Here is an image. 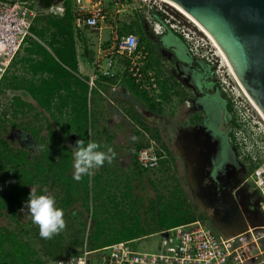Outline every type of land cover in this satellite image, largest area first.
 Listing matches in <instances>:
<instances>
[{
    "label": "trees",
    "instance_id": "16d2710c",
    "mask_svg": "<svg viewBox=\"0 0 264 264\" xmlns=\"http://www.w3.org/2000/svg\"><path fill=\"white\" fill-rule=\"evenodd\" d=\"M22 1L26 2L30 9L39 13L31 26V32L42 41H45L48 35L50 40L47 41V43L51 48L52 53L42 45L40 41L33 37H27L12 65L16 63H20L21 66L26 64L31 70L33 76H39V78L27 82L23 76H13L9 79L7 78L9 83L6 84V87L9 89H25L37 102L40 109L49 113L51 119L61 131V135L69 136L72 133H75L76 135H79L80 140L86 144L89 142L90 135H92L94 129V115L92 108L90 107L88 94L90 92L91 95H94L97 93V90L95 88L90 89L89 84L83 81V79L87 81H89V79H82L74 74L78 73V53L76 46L77 32L74 28L71 0ZM58 3H63L65 6L63 15L54 12L42 14L40 11V9L50 11L51 8ZM173 11L177 17L183 18L182 14L175 10ZM154 14L160 19L159 13L154 12ZM43 19H45L47 25H43L40 28L39 22ZM136 25L140 30L142 29L140 24L136 23ZM8 72L9 71H7L6 75ZM6 75L2 83L5 82ZM25 81L26 84H24ZM107 82L111 83L113 80L110 78ZM2 83L0 84V93L4 91ZM15 106L16 107L13 109L15 114L24 112L23 109L25 103L22 98L16 97ZM29 109L37 111L35 113L36 117L40 115L42 111H38L35 107ZM0 114L1 131L5 133L8 131L5 121L8 120V118L5 117L4 111L3 114L1 112ZM12 125L16 124L12 122ZM48 126L50 127L51 134L58 133L57 130L51 129L52 127L50 123H48ZM30 127H33L32 129L30 128V130L34 139L39 142L41 126L33 124L30 125ZM146 130L151 134L150 139L157 142L158 150L162 149L168 157L167 159L162 160L161 167L157 170H164L167 167H173L176 171L178 166L177 161L169 151L166 142L163 141L159 132L155 131L152 133L150 129ZM61 138L62 137L59 136V139ZM150 139L149 142L138 146L137 150L149 146ZM45 151H42L43 154H45ZM43 158L46 160V157ZM43 158L41 156H36L35 161L33 163L30 162L26 150L11 147L8 140L0 134V217L6 214L9 218L12 217L17 219V213L19 211L27 210V208H24V205L28 200L32 189L41 184L49 185L51 182L54 183V187H57L58 185L63 187V193H65V195L60 198V205L64 209H67L80 201L82 206L87 212H89L88 203L90 197L97 199L99 205L105 207L119 202H116L114 198L112 199L111 195L108 196L105 188L101 186L102 175L96 177L85 175L81 180L76 181L70 173V158H62L58 163V166L56 162V153L50 155L48 162L46 161L44 163ZM257 167L258 165L255 166V168ZM157 170H143L139 166L136 157V169L134 175L141 177L146 175L147 172ZM174 178L176 179V187L172 193V198L179 200L174 209L180 211L178 204L179 202H182L181 208H184L187 214L176 218L171 226L160 227L158 232L178 225L202 221V218L198 216L197 206L189 199L181 186L179 178L177 176ZM124 186L127 190L126 194H123L124 199L131 200L135 198L132 194L133 191L130 179L126 181ZM44 191L45 188L40 187L35 192L39 195ZM163 198V195L158 194V199H160V201ZM5 210L6 212L4 213ZM103 211L107 212V209H104ZM81 213L82 212L78 211L77 208H73L70 214L75 220H77L76 222L81 224V227L85 229L87 224L83 218H80L79 215H81ZM16 221L19 224L21 223L20 220ZM11 228L0 224V264L43 263L44 260L41 259L38 251L26 240H23V234H29L28 230L17 232L15 228ZM151 232L152 231L146 234H151ZM141 235L143 234L134 233L124 238L119 237V239L112 241L106 240L96 248H92V250L120 241L134 240L141 237ZM77 245H82V243L77 242ZM77 245L73 246L74 250L69 252L70 254H67L66 257L80 252L78 249H82V247L78 248ZM48 253L52 254L51 251ZM53 258L59 259L64 258V256L63 253L55 251Z\"/></svg>",
    "mask_w": 264,
    "mask_h": 264
},
{
    "label": "built area",
    "instance_id": "2783aa9c",
    "mask_svg": "<svg viewBox=\"0 0 264 264\" xmlns=\"http://www.w3.org/2000/svg\"><path fill=\"white\" fill-rule=\"evenodd\" d=\"M122 3L123 0H115ZM149 13L145 15L157 34L171 30L186 42L190 54L202 58L214 70L221 91L226 94L235 120L232 138L243 150L244 143L264 142V119L249 101L235 80L230 68L222 69L218 54L210 53L208 42L182 20L176 18L163 6H156L142 0ZM161 1V0H160ZM104 0H76L74 25L76 28L102 30L106 13L102 8ZM89 4L94 8L90 9ZM155 15L158 19H154ZM36 11L22 0H0V84L27 37H32L31 26ZM201 40L204 42L202 43ZM97 67L103 77L114 79L127 76L137 88L154 97L160 94L159 78L149 67V51L141 46L140 39L133 33L121 35L117 28L111 31L107 46L100 45ZM102 64V65H101ZM120 76V77H121ZM94 86V78L90 81ZM156 98V97H155ZM159 100V99H157ZM1 112V111H0ZM263 128V129H262ZM150 139V138H149ZM139 166L143 170H157L167 154L158 150L157 142L150 139V145L136 152ZM256 184L264 194V168L255 170ZM160 240L148 250H137L134 240L120 241L99 249L85 245L79 253L64 258L44 261L41 264H257L260 251L250 248L249 241L236 236L217 234L201 221L178 225L159 231ZM259 250V249H258Z\"/></svg>",
    "mask_w": 264,
    "mask_h": 264
},
{
    "label": "crops",
    "instance_id": "0c3cea01",
    "mask_svg": "<svg viewBox=\"0 0 264 264\" xmlns=\"http://www.w3.org/2000/svg\"><path fill=\"white\" fill-rule=\"evenodd\" d=\"M123 2H125V0L122 1V3L115 0H104L102 8L106 13V20L102 30L90 29L88 27L76 28L74 25L77 32L76 46L78 53V73L74 74L79 78L89 79V81L84 79L83 81L89 84L90 89L95 88L97 90V93L94 95H91L90 92L88 94L90 107L94 115V129L92 135H90L89 142L99 143L101 145V150L106 151L107 148H111L115 151V157L110 164L106 162L103 167L93 171L95 172L93 177L103 176L102 184H104L105 187H112L110 183L115 182V180L118 181L122 173L131 172L134 174L136 169L135 156L137 147L149 142L151 135L146 129H150L152 133L155 131L159 132L175 160H179L176 146L171 142L166 129V123L170 119V115L169 112L166 113L165 110L168 108L172 98H174V86H177V88H179L178 91L182 92V100L188 99L191 95L192 89L188 86V83L185 82L189 71L196 70L198 74L206 78L210 83L208 85L210 89L217 86L210 65L202 58L190 54L185 40L180 35L171 30H166L162 34L155 33L150 22L144 18L145 15L152 14L151 12L149 13L148 10H144V7L140 6V9L134 7L131 15L127 16L129 15L126 14L127 4L125 5ZM71 5L74 16L76 0H71ZM89 8L93 9L94 5L89 4ZM40 11L42 14L54 12L63 15L65 6L63 3H58L51 8L50 11L44 9H40ZM37 15H39V13L36 11V16ZM152 16L154 19H158L155 15ZM136 23L142 26L141 30L137 27ZM39 25L40 28L43 25H47L45 19L40 20ZM113 28H117L120 34L122 32V35L129 33L137 35L140 39L141 46L149 51V67L159 78L160 94L152 97L148 93L140 91L131 78L127 76L118 75L116 78L112 79L113 82L109 83L107 81L110 78L101 75L96 64L99 55L98 51L101 44L104 47L107 46ZM32 37L40 41V43L52 53L47 43V41L50 40L48 35L45 39L46 42L37 38L35 35ZM182 55L188 56L190 61L185 62L181 59ZM22 66L20 63H16L10 67L5 82L2 83V88H4L5 91H20L22 97H19L22 98L25 103L24 107L40 108L37 102L25 89H9L6 87V84L9 83L8 79L13 76H23L27 82L39 78V76H33L26 64ZM93 78L94 86L91 87L90 81ZM26 81L24 84H26ZM180 107L182 110L188 108V102ZM42 112L46 113V115H48L47 117H50L48 112L43 110ZM100 120H103L105 125H111L112 129L106 131L104 127H100ZM48 123L49 121H47V124ZM165 132L167 133L165 134ZM58 134L61 135L60 130H58ZM61 137L62 138L58 139L56 143H60V145L66 149L61 150L64 151L62 157L60 156V151L56 152L57 166L62 158L70 156V173L74 175L72 147L76 146L80 137L75 133L69 136L61 135ZM111 168H119V170H112ZM59 186L63 190V187L61 185Z\"/></svg>",
    "mask_w": 264,
    "mask_h": 264
},
{
    "label": "rangeland",
    "instance_id": "374dc122",
    "mask_svg": "<svg viewBox=\"0 0 264 264\" xmlns=\"http://www.w3.org/2000/svg\"><path fill=\"white\" fill-rule=\"evenodd\" d=\"M148 2L155 4L156 6H163L173 14H175L173 10L179 12L175 7L167 2L160 0H148ZM123 3L125 5L127 4L126 14H129L127 16L131 15L134 7L140 9L141 6L144 7V10H147V7L142 0H125ZM179 13L182 14L181 12ZM175 16L176 18L185 22L187 26L195 30L200 37L204 38L205 41L208 42L209 48L211 49L210 53L218 54L215 56H217L219 64L225 65L224 59L218 53L211 40H209L204 33H202L183 14V18L177 17V15ZM201 42L204 43L202 40ZM226 68V65L222 66V69ZM179 93L181 94L182 92L179 91ZM19 96L22 97V93L18 90H4L0 93V111L2 114L4 111L5 117L8 118V120H5L8 131L3 133L1 131L0 123V134H2V136L8 140L11 147L26 150L29 155V160L32 163L35 161L36 156H41L42 158L46 157V160L43 158V162H48L50 155L59 151L60 156L62 157L64 151L61 150L64 149V147L61 146L60 143H55V141H57L61 135L58 133H54L55 135L51 134L50 127L47 124V121H49L52 127L51 129H55L58 132L59 128L56 126L55 122H53L50 117H47L48 115L42 112L38 107L37 110L41 111V114L37 117L35 116L37 111L31 110L27 107H24L23 113L19 112L15 114L13 109L16 107V97ZM174 98H172L168 108L165 110L166 113L169 112V118H171L172 112L176 106L175 103L177 101L175 102ZM217 105L219 106L220 110L224 108L225 102L222 98L220 99V103L217 102ZM217 110L218 109H216V112L218 113ZM216 118H218L217 115ZM12 122H14L16 125H12ZM103 123L104 121L100 120V127H104L106 131H110V129H112L111 125H105V123ZM33 124H38L41 126L39 142L34 139L31 133L30 128L32 129L33 127H30V125ZM166 133L167 132H165V134ZM42 151H45V154H43ZM241 153L249 155L250 158H252L251 156L259 158V160H262L260 166H263L264 168V142H251L249 144L244 143ZM68 158H70V156H68ZM177 165L176 171L173 169V167H167L164 170L147 172L146 175L141 177L134 175L131 172L122 173V176L121 178L119 177L118 181L115 180V182L110 183L112 187H105L104 184L101 185L107 191L108 196L111 195L112 199L114 198L116 202H119L114 204L112 203L113 205L105 207L100 206L97 199L90 197L88 203L89 212H87V210L82 206L80 201L71 207H68L67 209L61 207L60 198L63 197L65 193H63V190H61L59 185L54 187L53 182H51L49 185L41 184L40 186H36L32 189L33 191L38 190L40 187H44L48 194L56 197L57 204L64 211L66 226L62 231L50 239L41 237L39 226L33 223L28 210L19 211L17 213V219L12 217L9 218V216L4 214L2 217H0V224L8 226L9 228L12 227L11 229L15 228L17 232L28 230L29 234H23V240H26L28 243H30L31 246H33L38 251L41 259L44 261L54 260L55 258H53V255L55 251L63 253V256L66 257L67 254H70L69 252L74 250L73 246H76L77 242L82 243V245H77L78 248H83L85 245H87L89 249H92L96 248L99 244L106 240L112 241L119 239V237L124 238L134 233H141L143 235L135 239L133 246L137 250H148L155 246L160 240L161 236L158 232L160 227L171 226L176 218L187 214L186 210L181 208L182 202H179L178 204L180 211H176L174 209L175 205L178 203L177 201H179L178 199L172 198V193L176 187V179L174 178L175 176L179 178L181 186L188 195L189 199L192 201L185 180V169L183 164L178 160ZM111 169L119 170V168ZM74 171L75 170L73 169V173ZM94 175L95 172L92 173V176ZM128 179H130L133 191L132 194L135 197L131 200L124 199L123 195L127 192L124 185ZM158 194L164 196L161 201L158 199ZM73 208H77L78 211L82 212L79 216L80 218H83L87 224L85 229H83L81 224L77 223V220H75L70 214ZM104 209H107V212H104ZM5 212L6 210L4 213ZM16 220H20L21 223L19 224ZM201 223L206 225L203 221H201ZM150 231H152L151 234H146ZM263 248L264 247H261V249ZM50 251L52 254L48 253ZM261 261H264V256H261ZM259 264H264V262Z\"/></svg>",
    "mask_w": 264,
    "mask_h": 264
},
{
    "label": "flooded vegetation",
    "instance_id": "af4514ba",
    "mask_svg": "<svg viewBox=\"0 0 264 264\" xmlns=\"http://www.w3.org/2000/svg\"><path fill=\"white\" fill-rule=\"evenodd\" d=\"M185 82L192 93L182 100L183 95L174 86L177 102L166 129L177 152L183 149V156L178 157L184 164L187 188L198 216L221 236L249 241L250 248L260 251L257 262H264V194L255 176V166L262 160L251 156L252 161L234 142L232 106L217 79V86L210 89L206 78L191 70ZM221 98L225 106L220 110L217 102ZM186 102L188 108L182 110L180 106Z\"/></svg>",
    "mask_w": 264,
    "mask_h": 264
},
{
    "label": "water",
    "instance_id": "95a60500",
    "mask_svg": "<svg viewBox=\"0 0 264 264\" xmlns=\"http://www.w3.org/2000/svg\"><path fill=\"white\" fill-rule=\"evenodd\" d=\"M168 1L198 22L214 40L241 88L264 116V0ZM181 59L190 61L188 56ZM182 151L179 148V157Z\"/></svg>",
    "mask_w": 264,
    "mask_h": 264
},
{
    "label": "clouds",
    "instance_id": "9594fccd",
    "mask_svg": "<svg viewBox=\"0 0 264 264\" xmlns=\"http://www.w3.org/2000/svg\"><path fill=\"white\" fill-rule=\"evenodd\" d=\"M179 11V10H178ZM73 149V179L79 181L85 175H91L95 169L111 163L115 153L111 148L101 150L96 142L77 141ZM24 208H27L34 224L39 226L40 235L50 239L65 228L64 211L57 204L56 197L45 190L42 194L31 191Z\"/></svg>",
    "mask_w": 264,
    "mask_h": 264
},
{
    "label": "bare ground",
    "instance_id": "6f19581e",
    "mask_svg": "<svg viewBox=\"0 0 264 264\" xmlns=\"http://www.w3.org/2000/svg\"><path fill=\"white\" fill-rule=\"evenodd\" d=\"M161 1H163V2H167V3H169L170 5H172L173 7H175L177 10H179V12H181L187 19H189V21L190 22H192L202 33H204L207 37H208V39L209 40H211V42L214 44V46H215V48L217 49V51H218V53L222 56V58L224 59V61L226 62V64H227V66L230 68V70H231V72H232V74H233V76H234V78H235V80L238 82V80L236 79V77H235V75H234V73H233V70H232V68H231V66H230V64L228 63V61H227V59H226V57H225V55L223 54V52L221 51V49L218 47V45L214 42V40L208 35V33L202 28V26L198 23V22H196L193 18H191L188 14H186L181 8H179L176 4H174V3H172V2H170V1H168V0H161ZM239 83V82H238ZM240 85V84H239ZM241 87V86H240ZM242 91H244L243 89H242ZM244 93H245V91H244ZM245 95L247 96V98L249 99V101L252 103V105L256 108V110L258 111V113L260 114V116L262 117V118H264V116L262 115V113L260 112V110L256 107V105L252 102V100L248 97V95L245 93ZM196 179V178H195ZM198 181V180H197ZM194 183V182H193ZM195 183H196V181H195ZM194 183V184H195ZM195 185H197V184H195ZM197 197V196H196ZM203 203V202H202Z\"/></svg>",
    "mask_w": 264,
    "mask_h": 264
}]
</instances>
